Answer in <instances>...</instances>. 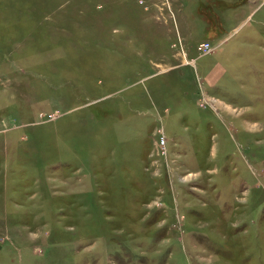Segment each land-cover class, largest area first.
<instances>
[{
  "label": "rangeland",
  "instance_id": "obj_1",
  "mask_svg": "<svg viewBox=\"0 0 264 264\" xmlns=\"http://www.w3.org/2000/svg\"><path fill=\"white\" fill-rule=\"evenodd\" d=\"M0 264H264V0H0Z\"/></svg>",
  "mask_w": 264,
  "mask_h": 264
}]
</instances>
